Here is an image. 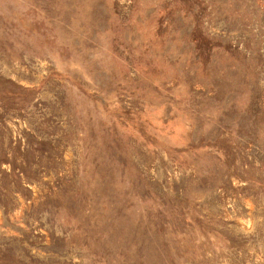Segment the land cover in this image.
<instances>
[{"label": "rangeland", "instance_id": "obj_1", "mask_svg": "<svg viewBox=\"0 0 264 264\" xmlns=\"http://www.w3.org/2000/svg\"><path fill=\"white\" fill-rule=\"evenodd\" d=\"M0 264H264V0H0Z\"/></svg>", "mask_w": 264, "mask_h": 264}]
</instances>
